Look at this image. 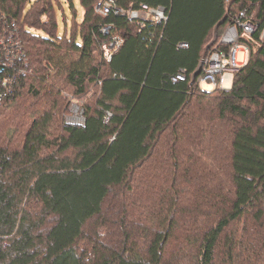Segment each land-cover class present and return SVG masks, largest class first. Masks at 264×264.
<instances>
[{
    "label": "trees",
    "instance_id": "1",
    "mask_svg": "<svg viewBox=\"0 0 264 264\" xmlns=\"http://www.w3.org/2000/svg\"><path fill=\"white\" fill-rule=\"evenodd\" d=\"M54 1L0 0L30 67L0 107V264H264V0H116L165 6L157 28L79 0V39L57 35ZM243 9L248 59L204 90L215 27Z\"/></svg>",
    "mask_w": 264,
    "mask_h": 264
},
{
    "label": "built area",
    "instance_id": "2",
    "mask_svg": "<svg viewBox=\"0 0 264 264\" xmlns=\"http://www.w3.org/2000/svg\"><path fill=\"white\" fill-rule=\"evenodd\" d=\"M94 11L105 17L108 15L123 16L127 21L134 22L141 27L150 24L157 28L166 23L168 19V11L165 6H152L147 3L122 7L117 4L116 0H98L94 5ZM257 28V23L248 18L245 9L233 13L230 22L219 38L216 35V40L212 45L217 44L213 46L209 55L201 60L202 70L198 75L197 82L205 81L212 84L213 87L223 88L226 73L233 76L248 59L249 49L246 44L241 42V36L252 34ZM114 30L113 22L103 23L100 26V31L109 35L107 41L101 45L102 56L107 61L111 59L123 42L122 35ZM260 39H264V26L260 33ZM180 45L187 46L186 43ZM239 51L248 54L247 59L242 63L237 61L236 55ZM29 73L28 56L20 38L18 23L0 12V107L6 99L18 93L21 79ZM184 79L185 77L180 73L172 78L173 81ZM80 113L82 114V108H80ZM109 118L110 113L107 112L104 120L108 121ZM83 121L79 124H82Z\"/></svg>",
    "mask_w": 264,
    "mask_h": 264
},
{
    "label": "rangeland",
    "instance_id": "3",
    "mask_svg": "<svg viewBox=\"0 0 264 264\" xmlns=\"http://www.w3.org/2000/svg\"><path fill=\"white\" fill-rule=\"evenodd\" d=\"M33 1V0H31ZM73 6H70V2L68 0H55L54 1V11L56 17V33L59 36L66 35L70 36L73 33H77V39H79L78 31L76 32V25H78L83 18V9L80 6L79 0H71ZM29 7V3H27L24 12ZM26 29L32 33L44 35V32L41 30H37L35 28H31L26 26ZM217 31V30H216ZM264 40V39H263ZM237 61L242 63L247 59L248 54L244 51H239L237 53ZM199 86L204 90H211L214 87L212 84L207 83L205 81H198ZM233 82V76L230 73H226L225 82L223 84V88L229 89ZM63 95L67 96L71 103L70 107H68V111L65 114L64 118L68 123L79 124L83 121V115L80 113V106L84 102L85 98H75L70 93H64ZM89 95H91L89 93ZM80 107V108H79Z\"/></svg>",
    "mask_w": 264,
    "mask_h": 264
},
{
    "label": "water",
    "instance_id": "4",
    "mask_svg": "<svg viewBox=\"0 0 264 264\" xmlns=\"http://www.w3.org/2000/svg\"><path fill=\"white\" fill-rule=\"evenodd\" d=\"M218 25H219V23L216 25L214 36H213L212 40L208 43L207 46H210V45H212L215 42V40H216V30H217ZM201 70H202V62L199 63V66L194 71L191 81H194V79L200 74Z\"/></svg>",
    "mask_w": 264,
    "mask_h": 264
},
{
    "label": "bare ground",
    "instance_id": "5",
    "mask_svg": "<svg viewBox=\"0 0 264 264\" xmlns=\"http://www.w3.org/2000/svg\"><path fill=\"white\" fill-rule=\"evenodd\" d=\"M197 81V80H196Z\"/></svg>",
    "mask_w": 264,
    "mask_h": 264
}]
</instances>
